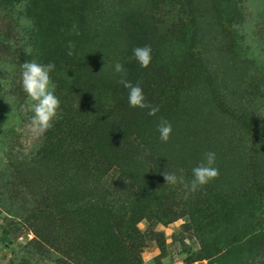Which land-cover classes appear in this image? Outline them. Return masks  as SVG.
I'll use <instances>...</instances> for the list:
<instances>
[{
  "label": "rangeland",
  "instance_id": "obj_1",
  "mask_svg": "<svg viewBox=\"0 0 264 264\" xmlns=\"http://www.w3.org/2000/svg\"><path fill=\"white\" fill-rule=\"evenodd\" d=\"M84 6L93 50L88 62L108 70L122 63L127 22L152 15L169 37L168 51L150 76L158 84L156 100L171 108L166 119L173 132L163 142L160 120L146 116L148 111L135 121L124 119L129 130L133 122L134 132L154 134V140L130 144L129 150L145 163L158 162L161 171L179 176L183 169L187 181L207 151L215 152L219 169L218 178L196 192L163 181L150 196L137 194L113 161L103 162L98 187L87 180L78 187L86 200L101 189L115 194L109 199L116 203L110 227L123 246L101 264H264V0H85ZM57 12L73 20L64 5ZM44 47L23 53L20 67L10 57L12 49H1L0 61L10 60L21 71L25 61L54 62L50 75L61 111L91 121L80 139L95 128H118L120 102L85 96L65 79L66 56L59 61L61 55ZM16 76L22 81V73ZM107 80L106 85L116 83ZM7 84L0 80V264H91L90 248H81L63 225H52L56 211L47 208V179L59 172V154L34 158L42 138L31 129V102L23 87ZM100 109L104 117H95ZM243 189L250 200L239 196ZM199 200L203 211L196 207ZM221 201L230 209L213 207Z\"/></svg>",
  "mask_w": 264,
  "mask_h": 264
},
{
  "label": "trees",
  "instance_id": "obj_2",
  "mask_svg": "<svg viewBox=\"0 0 264 264\" xmlns=\"http://www.w3.org/2000/svg\"><path fill=\"white\" fill-rule=\"evenodd\" d=\"M84 2L85 0H0V50L12 49L14 56L10 57L19 66L24 60L22 54L28 52L27 50L33 52L42 45L46 46L47 49L44 48L48 53L61 55L59 61L66 56L68 61L64 69L65 79L77 90L85 96H100L98 98L103 101L107 102L111 99L121 104L122 120L119 127L115 130L111 127L95 128L87 139L85 136L79 138L90 127L89 124L92 125L87 116L85 114L67 116L60 109L54 126L41 135V142L34 154L37 162L47 159L51 154H59L57 166L59 172L53 174L52 180L49 177L47 179L51 183L46 194L52 198V204L47 208L56 211L55 217L51 218L52 225L54 227L63 225L67 228L81 248H90L95 256L91 264H101L106 262L103 256L117 255L118 250L123 246V238L119 236L118 231L110 227L116 211V203L110 202L109 199L115 197V194H109L107 190L101 189L100 195H90L91 197L86 200L83 190H78V187L81 186L82 180L96 183L98 187L104 175L101 164L106 161L115 163L121 174L120 177L129 180L136 187L137 194L146 192L152 196L151 192L166 181L163 177L165 171H161L158 162L145 163L138 158L139 154H134L128 148L130 144L154 140L152 139L154 134L147 131L134 132L133 122L132 128L128 129L129 126L124 119L132 117L135 121L140 113H145L148 109L130 107L129 90L120 83V80L127 79L133 85L139 82L147 101L159 106L155 116L158 120L166 119L171 108L168 104L156 100L160 96L156 95L153 87L154 84H158L151 80L150 74L155 72L159 60L167 53L169 37L165 33L166 29H159L161 24L159 19L152 15L145 18L141 16L133 22H127L123 28L125 51L121 64L124 73L108 70L98 62L89 63L93 50L89 46L88 24L83 17L86 9ZM63 5L72 21L55 16L57 8ZM42 7L47 8L45 14L40 12ZM13 16L15 20L11 18ZM70 42L74 45L73 52L77 57L68 55ZM144 45H150L152 49V60L147 68L141 67L133 58V49ZM0 62L4 65L0 69V80H7V85L14 90L22 89L21 77L16 76V73H22L21 69L11 68L10 60ZM109 78L116 79V83L106 85ZM104 115L105 113L100 109L95 117H104ZM146 116L153 117L147 113ZM27 163H30V158ZM239 193V196L242 195L250 200L246 189ZM198 203L200 204L196 207L199 211H203L205 207L201 205L202 201L199 200ZM124 205H121V210ZM213 207H218L220 210L230 209L225 201L215 202ZM247 207V213L250 214V202ZM240 227L243 225H239ZM100 235H104L105 239ZM102 239L103 244L100 242ZM104 247L105 249H102Z\"/></svg>",
  "mask_w": 264,
  "mask_h": 264
},
{
  "label": "clouds",
  "instance_id": "obj_3",
  "mask_svg": "<svg viewBox=\"0 0 264 264\" xmlns=\"http://www.w3.org/2000/svg\"><path fill=\"white\" fill-rule=\"evenodd\" d=\"M74 45L69 43L68 55H73ZM152 49L150 45L136 47L133 49V58L136 59L141 67L147 68L152 60ZM55 70V63L41 64L35 60L25 61L22 65V87L23 91L31 103L27 105L33 115L31 117V129L34 133L42 135L54 126V121L58 118L61 101L56 95L57 85L51 78V73ZM115 71L124 73V67L117 62ZM126 75V73H125ZM120 83L129 90L128 103L130 107L148 109L147 115L155 116L159 111V106L147 101L143 88L137 82L133 85L127 79L122 78ZM160 133V139L168 142L173 128L171 123L161 118L157 126ZM203 160L198 166L192 169L193 179L187 181L183 175L184 170L179 169V176L176 173L165 171L163 177L166 183L182 184L189 192H196L201 186L208 184L211 180L218 178L219 169L215 167L216 154L213 151H207L203 154Z\"/></svg>",
  "mask_w": 264,
  "mask_h": 264
}]
</instances>
